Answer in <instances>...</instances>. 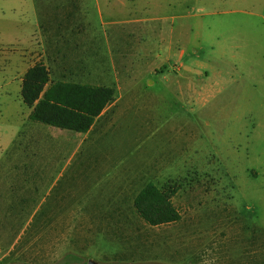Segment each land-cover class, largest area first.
<instances>
[{"label":"rangeland","instance_id":"374dc122","mask_svg":"<svg viewBox=\"0 0 264 264\" xmlns=\"http://www.w3.org/2000/svg\"><path fill=\"white\" fill-rule=\"evenodd\" d=\"M173 1L166 10L134 8L130 1L120 7L118 0L77 3L90 25L84 35L95 36L85 46L93 45L104 65L116 50L113 36L122 32L143 41L152 55L170 37L174 46L196 52L198 67L211 71L207 100L190 103L169 89L175 86L172 58L163 72L143 70L141 81L165 76L168 89H144L163 96L126 108L119 116L127 123L110 137L116 156L124 159L133 147L130 118H151L139 151L147 159L166 153L167 183L178 186L171 199L180 213L177 221L152 226L137 215L128 195L115 216L78 222L98 215L100 195L114 173L77 174L78 137L47 168L13 164L25 158L13 149L27 145L22 135L30 121L52 128L26 119L18 78L52 52L76 48L51 42L44 24H36L31 0H0V264H264V0ZM64 5L45 7L59 15ZM131 16L148 17L145 33L121 22ZM35 210L37 217L61 220L28 218Z\"/></svg>","mask_w":264,"mask_h":264},{"label":"crops","instance_id":"0c3cea01","mask_svg":"<svg viewBox=\"0 0 264 264\" xmlns=\"http://www.w3.org/2000/svg\"><path fill=\"white\" fill-rule=\"evenodd\" d=\"M78 1L31 0V4L35 6L36 10V24L38 27L42 23L44 24L48 29V33L52 35L51 42L73 43L74 48H76L74 51H55L51 55H47L44 64L49 72V78L51 80L90 85L112 86L114 87V99L94 118L90 127L82 132L62 129L52 125H48L52 128L32 125L28 119L31 109L27 107L26 119L30 121L29 129L22 135L24 139H28L27 145H24L23 141L18 149L16 147L13 149L14 156L17 152H20L25 158L18 163L13 162V164L19 165L22 162H27L36 170H40L42 165L47 168L50 164H53L54 156H62L65 151L64 145L78 137L74 147V154L81 150L76 158L77 174L87 170L102 173L113 170L114 172L105 183L107 190L100 195L99 210L96 211L98 215L96 217L91 215L81 217L82 219L78 220L81 224L85 220L89 223L90 220L115 216L118 212L117 204L123 202L127 195L134 209L133 200L135 195L149 181L158 187L170 184L167 183V172L170 170V164L168 158H166V153L163 150L156 151L153 157L147 159L144 156L148 155L145 150L139 151L142 147L140 145L143 142V131L149 126L150 117L145 115L144 117L130 118V130L132 129L134 132L130 133V147H133L129 156L118 159L115 145L112 146L110 143V137L114 136L116 129H121L122 123H127L126 118L119 116L123 114L126 108L130 106L131 110L137 104L151 103L163 96L162 92L152 95L144 94V89L153 86H158L163 90L168 89L165 76L151 78L143 82L140 78L142 71L147 70L149 75L158 71L163 72L165 62L172 58L177 62V65L174 66L175 76H171L170 84L174 83L175 86H170L169 89H175L179 99H185L190 103L207 100L210 89L208 79L211 71L207 67L202 69L198 67L196 52L187 51L181 46H174L170 37L167 39L162 38L161 53L152 55L144 50L146 47L143 41L135 39L131 35L129 40L122 32H117L113 36V40L116 41V50L111 51V56L107 54L104 57L106 59L105 66L102 62L101 53L93 45L85 46V44H92L95 36L92 34L84 35L90 25L86 19V14H84V9H78ZM127 1H130V5L134 8H137V6L151 8L153 5L160 7L162 10H166L175 4L173 0H118L119 6H126ZM95 2L98 4L99 0H95ZM46 4H53L56 8L65 4L66 10L60 12L59 15H55L45 7ZM174 17L176 15H171V18ZM147 21H149L148 17L131 16L121 22L132 27L137 25L138 28L145 29ZM60 27L63 28L61 31L58 30ZM75 27L76 29H73ZM142 31L145 33L146 29H142ZM35 34L39 38L37 31H35ZM27 35L28 38L32 37V33ZM79 43H81L80 47L78 46ZM162 53H164V56ZM150 56H153L155 62L152 63L148 59ZM22 75L16 83L19 93ZM19 132H22V130L18 131L12 139L13 141L18 135H21ZM53 139L57 140L56 143H50ZM160 182L161 185H159ZM134 211L136 212L135 209ZM38 212L37 210L33 211L28 218L61 220L58 217L52 218L48 214L37 217Z\"/></svg>","mask_w":264,"mask_h":264},{"label":"trees","instance_id":"16d2710c","mask_svg":"<svg viewBox=\"0 0 264 264\" xmlns=\"http://www.w3.org/2000/svg\"><path fill=\"white\" fill-rule=\"evenodd\" d=\"M20 96L31 109L29 120L82 132L113 101L114 87L51 80L44 62L37 61L22 75ZM177 188L171 184L158 187L149 181L135 195L134 209L152 226L177 221L180 214L171 199Z\"/></svg>","mask_w":264,"mask_h":264},{"label":"water","instance_id":"95a60500","mask_svg":"<svg viewBox=\"0 0 264 264\" xmlns=\"http://www.w3.org/2000/svg\"><path fill=\"white\" fill-rule=\"evenodd\" d=\"M87 264H94L93 260H88Z\"/></svg>","mask_w":264,"mask_h":264}]
</instances>
